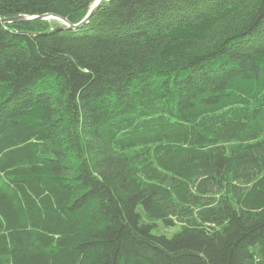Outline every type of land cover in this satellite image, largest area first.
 <instances>
[{"label":"trees","instance_id":"obj_1","mask_svg":"<svg viewBox=\"0 0 264 264\" xmlns=\"http://www.w3.org/2000/svg\"><path fill=\"white\" fill-rule=\"evenodd\" d=\"M55 26L0 23V264H264V0H109Z\"/></svg>","mask_w":264,"mask_h":264},{"label":"water","instance_id":"obj_2","mask_svg":"<svg viewBox=\"0 0 264 264\" xmlns=\"http://www.w3.org/2000/svg\"><path fill=\"white\" fill-rule=\"evenodd\" d=\"M106 1H109V0H100L99 4L95 2L93 7L90 9V11L85 16V18L77 24L72 23L67 18L58 16L55 14H50V13H45V14L37 15V16L20 15L17 17L0 18V23L5 24V23H18V22L37 21V20H40V21L57 20L61 22L62 24L59 25L58 27L51 29L47 33L61 32L64 30H77L87 25Z\"/></svg>","mask_w":264,"mask_h":264},{"label":"rangeland","instance_id":"obj_3","mask_svg":"<svg viewBox=\"0 0 264 264\" xmlns=\"http://www.w3.org/2000/svg\"><path fill=\"white\" fill-rule=\"evenodd\" d=\"M51 23L56 24V25H61V22L55 21V20H51ZM56 27V26H55ZM177 230H179V227H175V228H171V229H162L161 232H164L165 234H167L168 236H171L174 232H176Z\"/></svg>","mask_w":264,"mask_h":264},{"label":"snow or ice","instance_id":"obj_4","mask_svg":"<svg viewBox=\"0 0 264 264\" xmlns=\"http://www.w3.org/2000/svg\"><path fill=\"white\" fill-rule=\"evenodd\" d=\"M96 3L99 4L100 3V0H96Z\"/></svg>","mask_w":264,"mask_h":264}]
</instances>
